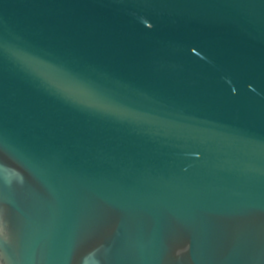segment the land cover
<instances>
[{
    "label": "water",
    "instance_id": "1",
    "mask_svg": "<svg viewBox=\"0 0 264 264\" xmlns=\"http://www.w3.org/2000/svg\"><path fill=\"white\" fill-rule=\"evenodd\" d=\"M0 264H264V0H0Z\"/></svg>",
    "mask_w": 264,
    "mask_h": 264
}]
</instances>
